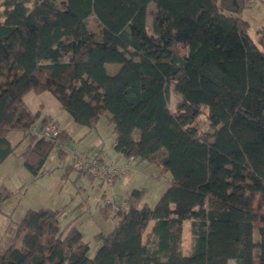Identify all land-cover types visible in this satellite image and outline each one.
Returning <instances> with one entry per match:
<instances>
[{"label":"trees","instance_id":"16d2710c","mask_svg":"<svg viewBox=\"0 0 264 264\" xmlns=\"http://www.w3.org/2000/svg\"><path fill=\"white\" fill-rule=\"evenodd\" d=\"M249 6L0 0V164L26 140L20 156L35 176L53 151L67 158L68 131L58 127L57 137L47 139L41 129L57 122L49 116L39 122L41 112L25 99L30 91H49L90 130L107 114L115 150L129 166L148 161L171 173L153 206L143 203L144 188L114 198L117 207L103 205L102 194L101 215L115 222L112 231L96 234L94 255L75 220L63 227L62 209L40 207L9 223L0 264H264V46L242 15ZM90 17L102 27L99 38ZM112 63L120 66L111 73ZM173 92L179 100L171 106ZM203 111L208 130L197 126ZM14 131L22 133L17 144L9 137ZM95 154L108 163L103 148ZM80 163H68L63 178L98 177ZM12 194L1 186L0 205Z\"/></svg>","mask_w":264,"mask_h":264},{"label":"rangeland","instance_id":"374dc122","mask_svg":"<svg viewBox=\"0 0 264 264\" xmlns=\"http://www.w3.org/2000/svg\"><path fill=\"white\" fill-rule=\"evenodd\" d=\"M151 5L155 6L154 3H151ZM242 15L250 21V33L252 37L257 43H259L260 46L263 47L264 0H255L251 6L245 8ZM151 21L152 17L149 15V27L151 25ZM88 27L95 31L97 38L101 36L100 31L102 27L95 17H90L88 19ZM119 66L120 64L116 63L109 64L108 71L111 73L115 72ZM47 93L48 94L46 95H51L49 92ZM36 97L35 92H32V94L27 97V101L35 109H37ZM40 97V102H50L51 106L55 110H61L63 113L66 112L58 100H54V98H47L46 96ZM177 100H179V97L175 92H173L170 101L171 106H174ZM204 111L200 114L197 126L202 130H208L210 129V123ZM107 124L108 115L103 114L99 122V127L104 130L105 139L109 140V132L107 130V126H105ZM15 132H17V134H14L12 139H14V143H17L19 141V139H17V135L20 134L22 136V133L18 131ZM72 145H74V141L70 139L69 144L66 146L69 154L65 159H62L58 155L57 150L53 151L47 160L46 166L42 169L43 174H40V176L34 179V181H18L17 178L11 179L10 184L12 186L14 185L15 187H18L19 182L23 188H26L25 192L16 188L12 189L8 186L10 184H5L13 190V194L7 199L8 201L5 202L6 208L4 210L9 213L12 212V218L15 220H22L28 209L23 203L29 197L41 201L39 205L36 206L37 208H40L41 206H50L52 208L62 209L60 213L61 225L64 227L71 220H76V224L83 232L85 240L89 242L90 253L94 255L101 242L96 234L99 231H112L115 222L113 219L105 220L101 216L98 205L103 198L102 194L106 193L105 197L113 198L115 196L120 200L124 197V194L128 189L144 188L145 194L143 203H148L153 206L158 201L164 190L168 188L171 173H162L156 164H148L146 161H136L134 163H130L131 168L128 172L118 175L116 183L113 182L114 184H110L99 177H95L93 180L86 175H80L78 177L77 172H73L70 178L64 179L63 173L65 171V167L74 155L72 152L73 149L70 147ZM17 150H19V146ZM164 152H166V149L162 148L159 155H162ZM22 198L23 202L21 201ZM12 204L15 205L14 209H12ZM21 204H23L24 207ZM7 207H10L11 209H8ZM0 215V245L1 248H3V246L6 245V239H8V236L6 234L3 235L5 231L2 221L5 218L7 221H10L11 217L7 219V216L2 213ZM184 225V231L186 233L183 245L184 252L189 253L191 244L189 221L186 220Z\"/></svg>","mask_w":264,"mask_h":264},{"label":"crops","instance_id":"0c3cea01","mask_svg":"<svg viewBox=\"0 0 264 264\" xmlns=\"http://www.w3.org/2000/svg\"><path fill=\"white\" fill-rule=\"evenodd\" d=\"M109 67V64H107V68ZM119 68V67H118ZM117 68V69H118ZM116 69V70H117ZM32 92L34 91H30L25 99L26 102L29 104V102L27 101V97L30 96V94H32ZM47 92L49 91H45L43 93H36V104H37V109L33 108L30 104L29 106L31 107V109L33 111H40L41 112V118L40 121L44 118V117H50L51 120H54L57 122L58 127L62 128V129H66L69 133V135L67 136V145L69 144V140L72 139L74 141V145L70 146L73 150L76 149V153L72 150L73 152V157L71 158L70 162H73V160H75L76 158H81L82 155L85 156H92L95 153H98L99 151H101V149H104V156L106 159V162H110L112 160H115L119 163L124 162L126 159L125 157L121 156L116 150H115V139H116V134L114 132L113 129V125L110 124L109 119H108V124L105 125L107 126V130L109 132V140L105 139L104 137V130L100 129L99 125L98 128L90 130L88 127H84L83 125H79L75 122V120L67 113H63L61 110L57 111L55 110L50 102H40V96H46L47 98H54V100H58L51 92H49V94L51 95H46L48 94ZM63 107V106H62ZM100 122V121H99ZM40 124V123H39ZM14 134H17V132H12L9 137L11 139V141L14 143V139H12V136ZM21 135H17V139H21ZM19 142V141H18ZM17 142V143H18ZM14 143V144H17ZM28 142H21L20 144H18L19 146V150L18 146L16 148V152H14L13 154L9 155L7 158H5L1 164H0V187L3 185H7L10 184V181L12 178H17L18 181H26V180H31L34 181V179H36L37 177L40 176V174H43V170H41L40 174L35 176L30 169H28L25 165H24V160L23 157L20 156V153L22 152V150L27 146ZM80 146V147H78ZM69 154V152H68ZM51 156V155H50ZM68 157V156H67ZM48 160V159H47ZM81 160V159H80ZM136 162V160L133 161V163ZM148 164H155V163H150L148 161H146ZM47 161L45 162L44 166H46ZM43 166V167H44ZM43 169V168H42ZM21 175V176H20ZM78 176V175H77ZM79 177V176H78ZM118 176L115 178L114 183H116ZM113 183V184H114ZM10 186V188L12 189H18V190H22L23 192L26 191V188L23 186H21V184L18 182V187H15L14 185L12 186L11 184L8 185ZM14 187V188H13ZM132 190V189H131ZM130 191V189H128L125 194L124 197H122L120 199L121 200H125L126 199V194L127 192ZM165 191V190H164ZM110 198V197H109ZM115 199H117V197H113ZM119 200V199H118ZM8 200H5L3 203H1L0 205V214L2 213L3 215L7 216V219L9 217L10 221L3 219L2 224L4 226V233L3 235H7V229H8V225L9 223L13 220V223H18L21 220H15L14 218H12V212H7L6 210H4L6 208L5 202H7ZM23 202V198L21 200ZM41 201L33 199V198H27L24 201V205L25 207H27L28 209L30 208H37L36 206L39 205ZM21 204L23 207L24 205ZM99 206V205H98ZM41 207H50V206H41ZM8 209H11L10 207H7ZM15 208V205L12 204V209ZM27 209V210H28ZM27 212V211H26ZM25 212V213H26ZM25 215V214H24ZM1 216V215H0ZM102 216V215H101ZM24 217V216H23ZM5 220V222H4ZM74 224H76V220L74 221ZM78 226V225H77ZM2 232V231H1ZM100 232V231H99ZM104 232V231H103ZM108 233V232H105ZM4 248V246H3ZM1 248V249H3ZM229 264H235L234 260H230Z\"/></svg>","mask_w":264,"mask_h":264},{"label":"built area","instance_id":"2783aa9c","mask_svg":"<svg viewBox=\"0 0 264 264\" xmlns=\"http://www.w3.org/2000/svg\"><path fill=\"white\" fill-rule=\"evenodd\" d=\"M255 0H247L248 4H252ZM43 136H45L47 139H52L54 137H57L59 129L56 123L54 122H48L43 126V128L40 131ZM76 153V151H75ZM81 163L80 166L83 168H91L94 175L101 177L104 181L109 182L112 184L114 182L115 175H119L121 173H126L129 171L130 166L128 161L119 163L115 160H112L106 164H101L98 161L97 154H94L92 156H81ZM133 157H131L129 160H132ZM103 205H113L114 207L118 206L117 201L114 198L106 197L102 201Z\"/></svg>","mask_w":264,"mask_h":264}]
</instances>
